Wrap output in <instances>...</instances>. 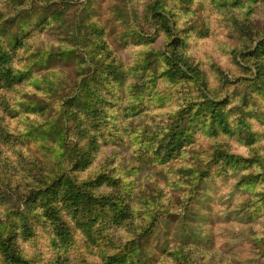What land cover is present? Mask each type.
<instances>
[{
    "label": "trees",
    "instance_id": "obj_1",
    "mask_svg": "<svg viewBox=\"0 0 264 264\" xmlns=\"http://www.w3.org/2000/svg\"><path fill=\"white\" fill-rule=\"evenodd\" d=\"M78 1L0 0V145L13 169L56 190L68 177L77 197L73 241L79 246V264H199L205 259L224 264L226 257L215 250L194 252L201 229L191 224L184 231L188 246L175 243L167 249L160 245L161 237L154 239L153 209H160L163 190L146 185L151 200L138 187L136 175L153 168L175 188L188 181V192L178 197L181 205L209 202L217 206L215 216L226 221L252 223L264 214V130L256 124L264 126V19L252 18L264 0H149L140 9L131 0L133 14L149 21L163 44L139 48L130 65L106 40L105 28L92 18L86 0L83 15L63 26ZM207 8L237 41L231 53L237 55L239 69L221 75L216 86L188 49L195 36L209 32L203 14ZM63 32L74 47L46 46V36ZM124 38L142 45L149 41L133 30ZM71 53L82 56L90 69L68 84V75L50 64ZM131 74L139 82H127ZM33 88L43 89L40 102ZM122 92L130 99L117 106ZM165 105L169 109L151 113ZM145 113L157 122L143 128ZM197 133L213 140L211 151L190 160L186 146ZM223 136L250 146L259 170L249 167V158L215 145ZM124 137L135 151L126 155L130 163L106 149ZM54 162L60 172L53 169ZM201 183L214 184L215 191L202 193ZM51 216L56 217L54 209ZM255 243L264 264V231ZM0 264H37L1 219Z\"/></svg>",
    "mask_w": 264,
    "mask_h": 264
},
{
    "label": "rangeland",
    "instance_id": "obj_2",
    "mask_svg": "<svg viewBox=\"0 0 264 264\" xmlns=\"http://www.w3.org/2000/svg\"><path fill=\"white\" fill-rule=\"evenodd\" d=\"M135 1V5L140 9L142 4L149 0ZM85 2L93 8L92 18L98 19L104 26L106 40L116 50L124 64L130 65L135 61L139 48L148 49L162 46L163 38L153 29V25L137 16L139 14H133L131 0H86ZM81 3L82 0H79L78 4L71 8L63 21V26L71 25L75 18L83 15L85 4ZM262 7L257 8L252 15L253 19L257 21L264 19V8ZM203 14L208 18L209 32L206 36H195L190 41L188 49L192 56L201 63L210 82L216 86L221 75L228 76L231 72L239 69L235 61L237 55L231 53V48L237 45V41L235 33H230L228 28L219 22L212 8H207ZM130 30L149 38L148 43L142 45L133 41L126 42L124 35ZM68 36L70 35L65 32L61 35L49 34L46 37L50 42L46 46L51 49L63 46L72 48L74 42ZM67 56L63 61L55 60L50 66L60 67V72L65 73L69 78V80H64L68 84H72L77 74L83 72L84 75L87 74L90 67L80 60L82 58L80 54V58L76 53ZM216 70L220 73H217ZM130 81L139 82L133 74L129 75L127 79V82ZM161 87L162 83L159 84V89ZM33 90L37 92L34 98L40 102L43 89L33 88ZM67 90L70 91L69 88ZM129 99L130 94L122 92L121 98L114 104L121 106ZM150 105L152 104L146 106ZM166 109H169L168 105L162 108H153L151 113L155 114ZM150 119L151 117L145 113V117L140 120L145 124L143 128L157 122V120L151 121ZM256 124L257 128L264 130V126L258 122ZM212 142L211 138H202L197 133L195 142L186 146L188 152L186 157L192 160L195 156H207L211 151ZM30 145L33 147L32 144ZM215 145L227 149L240 158H249L252 160L249 167L253 171L259 170L261 163L254 158V152L250 146L244 145L230 136L218 138ZM106 149L108 152H118V160L127 163H130V160L126 158V155L135 153L134 148L129 146L128 139L125 137L122 140L118 139L114 143H109ZM260 153L264 154L262 147H260ZM261 160L264 162V158ZM52 167L55 172H60V168L56 166L55 162ZM136 178L138 187L142 188L143 194L151 200H153V195L146 193V185L152 189L163 190L162 201L157 203L160 209H153V213L156 215L154 222L157 224L154 239L161 237L160 245L167 249L175 243L188 246L190 237L186 236L184 231L188 230V226L191 224L193 228L201 229L198 234L199 243L192 247L194 252L199 253L200 249L205 247L224 255L226 257L224 264H263V259L259 255L260 244L255 243V239L263 235L264 214L257 217V222L252 223L239 219L226 221L218 215L215 216L217 206L209 202L201 204L199 201H188L185 208L181 205L178 197L179 195L182 197L188 192V181L185 182L186 187L175 188L168 184L166 174L153 168L149 170L146 168L144 171L139 169ZM229 183L232 184V181ZM48 185H51L50 181ZM214 186V184L201 183V192L211 193L213 190L215 191ZM218 190L220 191V188ZM76 206V190L68 182V177L62 179L57 190L35 180L23 178L13 169L7 154L0 145V219L6 232L17 234L18 245L30 257L34 258L37 264H79V246L73 241L78 216ZM219 206L222 207L220 204ZM53 209L56 217L51 216ZM177 217L181 219L180 222ZM121 233L124 237L128 236V233L123 230ZM199 264H207V259Z\"/></svg>",
    "mask_w": 264,
    "mask_h": 264
}]
</instances>
